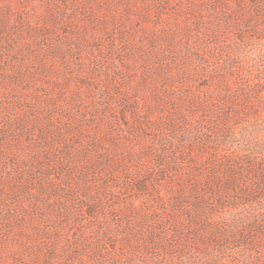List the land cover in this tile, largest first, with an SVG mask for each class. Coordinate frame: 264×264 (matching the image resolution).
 I'll return each mask as SVG.
<instances>
[{
  "label": "rangeland",
  "instance_id": "1",
  "mask_svg": "<svg viewBox=\"0 0 264 264\" xmlns=\"http://www.w3.org/2000/svg\"><path fill=\"white\" fill-rule=\"evenodd\" d=\"M223 1L0 0L4 264H264V32L216 33Z\"/></svg>",
  "mask_w": 264,
  "mask_h": 264
},
{
  "label": "trees",
  "instance_id": "2",
  "mask_svg": "<svg viewBox=\"0 0 264 264\" xmlns=\"http://www.w3.org/2000/svg\"><path fill=\"white\" fill-rule=\"evenodd\" d=\"M215 3H218V4H224L225 1L223 0H214ZM228 5V8H227V12L226 13H222L220 16H217V31L216 33H224V34H229L228 36L231 37V33H232V30H236L237 27H239V25L241 23H244L242 25V28L240 26L239 29H237V38L238 39H243V34L245 33V28L248 27L249 25H251V27L254 30V33L256 32H264V0H230V2H227ZM236 20H238V22H236ZM247 25L245 28L244 26ZM204 35H206V37H208V34H206V32H204ZM197 39H201L199 38V36H197ZM170 40L173 41V39L171 38ZM208 39L205 40V42L207 41ZM202 41V40H201ZM201 41H197L198 44L202 45ZM168 43H171V41H168ZM166 43V44H168ZM204 44V43H203ZM173 46V44H172ZM218 54V53H217ZM207 56H209L212 61L208 60ZM205 59V60H204ZM204 59L202 58L201 60L205 61L203 62L202 64H207L208 66L211 65V62H213L215 65H217V67H223L224 68V65L220 64L219 62V57L218 55L214 54V53H211V52H207L206 54V57H204ZM210 61V62H209ZM183 64V63H182ZM228 64L226 63L225 66H227ZM230 76H232V70L230 68H228V72H227ZM171 97V94L169 93L167 95V98H170ZM191 96H188L185 95V103L187 104H190L189 100L191 99L190 98ZM5 126V125H4ZM3 126V127H4ZM7 127V130L5 131H2L3 128H0V149H1V146L3 144H5V142H12L13 143H17L19 144V140H17L19 137L22 138V135L26 132H24V128L23 127ZM10 130L13 131V134L11 135V139H9V135H7L6 133H10ZM22 132V135L18 134ZM207 135H210L211 134V130H207ZM54 133L51 131V128H44L42 130V133H41V138H40V141L43 143L42 145V158L45 160V161H54V154H53V151H50V146H52L54 143L53 142H50V138L51 136L53 135ZM19 135V137H18ZM13 139V140H12ZM16 139V140H15ZM50 140V141H49ZM109 142L111 143H114L115 144V140H109ZM12 145V143H9ZM93 148L95 149V151L98 152V148H102V144L100 143H93ZM10 145V147H11ZM113 148H118V146H113ZM102 151V149L100 150ZM12 155L15 154V153H11ZM2 155V154H1ZM74 157V156H73ZM103 161V160H102ZM163 162V161H162ZM106 161H104V164L105 165ZM160 166H163L160 165ZM113 172H119V173H123V169L122 168H113ZM87 173L85 174L87 177H90V172H88L89 170H85ZM118 173V174H119ZM228 173V172H227ZM233 175V174H231ZM196 177H199V176H196ZM261 180H262V183H264V176H261ZM231 181L232 182H227L225 181L224 183L223 182H220L221 184L219 185L220 187V190H227L225 192H231L234 191V185L236 184L235 183V180H237V177H235V175L231 176ZM214 180L216 181H222L221 178L219 177V174H216V176L214 177ZM201 183H198L197 181L195 182V180H190L188 181L187 183H182L180 185V191L177 192L176 196L175 194H173V201L176 203V204H182L186 201V199H191L190 202L191 203H194V202H197V200L200 199L201 197V191L202 189H204L203 191V195L208 193V196L204 197V201H209V200H213V197L212 199H210L209 196H212L213 194H215L216 190H214L216 187L214 186V184H212V179L211 180H208V179H202L200 180ZM100 182V181H98ZM102 183V182H100ZM189 183V184H188ZM44 185V184H43ZM136 188H138L141 192H144L145 191V186L143 184L139 186L136 185ZM235 193V192H233ZM221 198H223V195H220ZM189 200H187L186 202L190 203ZM97 210V203L94 202V206H91L90 210H89V213L90 214H95V212ZM144 242L148 243L147 246H155L157 243H158V239L156 237H150V236H147V238L144 239ZM53 251L51 250V254L50 256L48 255V259L52 260V254ZM20 262L19 259H17L15 261V264H18ZM0 264H4L1 260H0Z\"/></svg>",
  "mask_w": 264,
  "mask_h": 264
}]
</instances>
